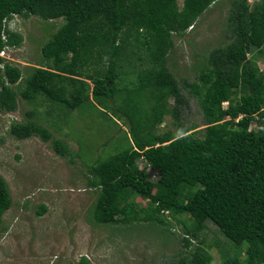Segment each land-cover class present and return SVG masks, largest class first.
<instances>
[{
  "label": "trees",
  "instance_id": "trees-1",
  "mask_svg": "<svg viewBox=\"0 0 264 264\" xmlns=\"http://www.w3.org/2000/svg\"><path fill=\"white\" fill-rule=\"evenodd\" d=\"M219 1L0 0V54L23 44L22 33L10 28L14 19L63 20L41 47L39 67L25 72L0 56V111L14 113L20 100L45 98L68 112L87 102L97 108L95 101L121 115L129 125L126 148L89 167L88 185L98 194L95 224L151 222L170 235L173 224L181 225L187 251L175 264H212L209 248L196 242L211 223L237 251L221 249L222 264H264V70L258 64L264 58V0L230 1L231 40L204 55L196 81L182 86L169 67L175 36H185ZM182 87L197 98L206 127L199 136L180 122L176 135H160L165 118L180 121L189 103ZM11 134L53 140L60 157L75 156L41 123L15 121ZM133 198L148 201L147 207ZM12 205L0 175V231ZM46 212L42 206L38 214ZM75 264L95 263L82 256Z\"/></svg>",
  "mask_w": 264,
  "mask_h": 264
},
{
  "label": "rangeland",
  "instance_id": "rangeland-1",
  "mask_svg": "<svg viewBox=\"0 0 264 264\" xmlns=\"http://www.w3.org/2000/svg\"><path fill=\"white\" fill-rule=\"evenodd\" d=\"M230 1L220 0L185 36H175L176 47L170 55L169 67L181 85L184 81L197 80L204 55L230 42ZM62 22L61 19L43 22L36 17L14 19L10 28L22 33L24 41L19 48L6 49L3 58L25 72L30 67H39L41 47ZM258 64L264 70V58H259ZM183 93L189 103L181 111L180 121L167 116L158 127L160 135H176L180 122L195 128L191 133L199 136L206 127L197 98L184 88ZM123 100L121 98L120 105ZM93 102L97 108L87 102L84 108L68 112L62 106L39 98L34 104L20 100L19 109L14 113L0 111V175L7 181L13 200L0 231V264H75L82 256L95 264H175L186 255L181 225L173 224L175 235H170L165 228L151 222L97 226L93 221L92 209L98 194L88 185V179L92 178L89 167L126 148L124 131L129 128L121 115ZM170 105H174L173 99ZM50 108H53L51 115ZM36 111L37 115L27 117ZM15 121L43 124L54 140L69 144L74 158L56 154L53 140L45 142L38 136L18 140L11 134ZM252 129H257L256 123ZM139 165L143 167L145 160L140 159ZM149 173L157 180L155 172L150 170ZM133 199L141 208L147 207L148 201ZM42 206L47 207V212L39 215ZM182 220L187 217L183 216ZM216 240L219 247L215 246ZM196 242L199 247L209 248L215 258L212 264H222L221 249L232 247L229 254L237 252L211 223Z\"/></svg>",
  "mask_w": 264,
  "mask_h": 264
},
{
  "label": "built area",
  "instance_id": "built-area-1",
  "mask_svg": "<svg viewBox=\"0 0 264 264\" xmlns=\"http://www.w3.org/2000/svg\"><path fill=\"white\" fill-rule=\"evenodd\" d=\"M5 52H6V50L5 51H3L0 55L2 56V57H4V55H5Z\"/></svg>",
  "mask_w": 264,
  "mask_h": 264
},
{
  "label": "clouds",
  "instance_id": "clouds-1",
  "mask_svg": "<svg viewBox=\"0 0 264 264\" xmlns=\"http://www.w3.org/2000/svg\"><path fill=\"white\" fill-rule=\"evenodd\" d=\"M250 3H253L251 0H250ZM1 56V55H0ZM2 57V56H1ZM3 58V57H2Z\"/></svg>",
  "mask_w": 264,
  "mask_h": 264
}]
</instances>
